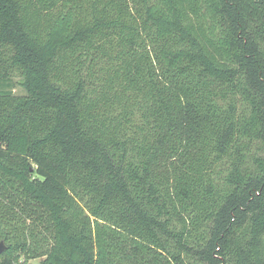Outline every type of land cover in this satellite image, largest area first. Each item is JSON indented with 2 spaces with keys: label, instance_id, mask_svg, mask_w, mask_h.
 Segmentation results:
<instances>
[{
  "label": "trees",
  "instance_id": "16d2710c",
  "mask_svg": "<svg viewBox=\"0 0 264 264\" xmlns=\"http://www.w3.org/2000/svg\"><path fill=\"white\" fill-rule=\"evenodd\" d=\"M1 241L264 264V0H0Z\"/></svg>",
  "mask_w": 264,
  "mask_h": 264
},
{
  "label": "rangeland",
  "instance_id": "374dc122",
  "mask_svg": "<svg viewBox=\"0 0 264 264\" xmlns=\"http://www.w3.org/2000/svg\"><path fill=\"white\" fill-rule=\"evenodd\" d=\"M15 94H23L21 88L19 85H17L15 87V90H14ZM18 264H41V260L40 259H25V258H22Z\"/></svg>",
  "mask_w": 264,
  "mask_h": 264
},
{
  "label": "water",
  "instance_id": "95a60500",
  "mask_svg": "<svg viewBox=\"0 0 264 264\" xmlns=\"http://www.w3.org/2000/svg\"><path fill=\"white\" fill-rule=\"evenodd\" d=\"M7 249V246L4 241L0 242V255H2Z\"/></svg>",
  "mask_w": 264,
  "mask_h": 264
}]
</instances>
